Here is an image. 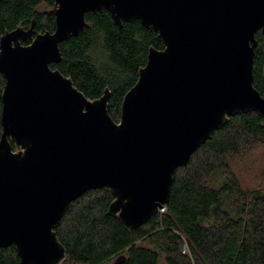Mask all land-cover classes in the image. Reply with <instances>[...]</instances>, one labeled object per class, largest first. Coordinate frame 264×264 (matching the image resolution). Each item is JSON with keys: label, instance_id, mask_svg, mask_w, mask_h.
Segmentation results:
<instances>
[{"label": "water", "instance_id": "95a60500", "mask_svg": "<svg viewBox=\"0 0 264 264\" xmlns=\"http://www.w3.org/2000/svg\"><path fill=\"white\" fill-rule=\"evenodd\" d=\"M102 8L115 25L138 20L163 42L149 48L117 121L108 88L90 99L50 66ZM52 12V32L33 19L0 36V247L13 245L20 264L63 260L56 228L89 190L106 188L107 214L140 227L167 204L174 171L230 117L264 120L253 84L264 0H54Z\"/></svg>", "mask_w": 264, "mask_h": 264}, {"label": "trees", "instance_id": "16d2710c", "mask_svg": "<svg viewBox=\"0 0 264 264\" xmlns=\"http://www.w3.org/2000/svg\"><path fill=\"white\" fill-rule=\"evenodd\" d=\"M42 6V7H40ZM54 0H0V36L18 25L53 31ZM87 26L59 44L61 60L52 63L90 99L109 89L108 113L117 121L125 93L138 78L149 48H163L152 28L138 20L119 27L102 8L87 13ZM253 84L264 97V34L256 33ZM5 79L0 73L1 94ZM263 118L239 113L173 173L164 213L126 230L107 214L106 188L85 192L70 203L56 234L66 253L61 264H264V187L244 189L230 160L261 142ZM0 122V135H1ZM184 243L188 253H182ZM0 264H20L13 245L0 247Z\"/></svg>", "mask_w": 264, "mask_h": 264}, {"label": "rangeland", "instance_id": "374dc122", "mask_svg": "<svg viewBox=\"0 0 264 264\" xmlns=\"http://www.w3.org/2000/svg\"><path fill=\"white\" fill-rule=\"evenodd\" d=\"M230 166L238 176L242 188L264 187V145L261 142L253 144L246 152L231 159Z\"/></svg>", "mask_w": 264, "mask_h": 264}, {"label": "built area", "instance_id": "2783aa9c", "mask_svg": "<svg viewBox=\"0 0 264 264\" xmlns=\"http://www.w3.org/2000/svg\"><path fill=\"white\" fill-rule=\"evenodd\" d=\"M165 209H166V207H165V205H163L162 207H160L158 209V213H164ZM182 253H188V248H187V244L186 243H184V246L182 248Z\"/></svg>", "mask_w": 264, "mask_h": 264}]
</instances>
